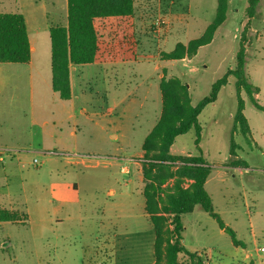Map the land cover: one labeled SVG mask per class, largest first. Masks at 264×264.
I'll list each match as a JSON object with an SVG mask.
<instances>
[{"label":"rangeland","instance_id":"rangeland-1","mask_svg":"<svg viewBox=\"0 0 264 264\" xmlns=\"http://www.w3.org/2000/svg\"><path fill=\"white\" fill-rule=\"evenodd\" d=\"M248 7V0H231L227 19L216 31L212 44L200 48L193 57L177 62H166L161 59L162 52L172 51L178 43L187 45L189 41L203 35L216 18L217 1L135 0L137 37L140 43L138 52L141 53L143 61L155 59V64L161 62L163 66L166 65V69H163V75L166 74V78L176 77L187 85L191 104L195 107L210 95L215 82L229 71L236 69L237 53L241 44L244 43L247 50L246 72L249 83L260 89L256 97L264 107V0L259 3L254 17L248 14ZM0 13H22L30 22L31 30L32 27L37 26L45 29L59 25L65 26L68 13L67 0H0ZM161 21L164 23L161 24ZM109 24L112 27L111 20ZM105 25L108 26V24L102 26L105 27ZM106 38L102 41L114 54L116 44L112 39L111 29L108 30ZM39 41L38 54L44 55L47 49L50 50V38L47 41L45 35H42ZM155 64L152 63L150 66L145 64V67L149 68L147 74L153 75ZM14 72L6 71L3 78L7 81L17 79ZM131 81L134 79L132 78ZM7 83L2 102L10 104L11 99L14 101L17 99L12 96L21 95V99H26V110L19 116L2 119V126L5 129L15 130L17 127L29 131L32 95L28 87L25 97L21 94L22 85ZM134 84L131 82L130 86ZM16 87L19 88L17 93L14 91ZM34 95L36 98L37 93L34 92ZM241 97L245 102L244 115L251 129L250 136L242 135L239 129L234 131L238 96L236 79L230 75L217 101L208 105L198 118L202 129L199 147L196 145V132L191 130L177 137L171 148L173 155L202 156L212 167L206 186L207 192L212 197L215 211L242 243V246L235 247L230 235L221 230L216 220L197 206L193 213L182 216L184 226L182 243L187 250L198 252L207 264H235L236 257L240 255H244L245 260L239 264L264 263V254L259 257L256 252L258 248L264 247V112L255 108L245 91L241 93ZM25 113L28 117L24 116ZM19 121L25 124L21 125ZM135 127L137 128L136 138L141 139L147 131V126L142 121H138ZM33 130L36 134L37 128ZM233 133L239 158L230 155ZM97 157L88 156V159L93 163L100 158L105 160V158ZM36 159L42 162V159L38 157ZM237 160L245 161L247 168H243V165L240 166L242 169L233 166L232 162ZM40 167H32L31 170L38 171ZM81 174L84 179L96 177V180L83 182L82 195L85 196L89 192L88 189L90 192H95L96 188L98 200H87L88 205L82 217L85 220V228L87 224L88 228L84 230L81 238H78L80 241V244H77L78 247L74 249V246L72 248L67 246L66 254L61 251L59 255L67 258V264L71 261H74V264H82L81 260L91 255L90 253L92 256L95 255L92 259L93 264H101L102 261H107V264H116V259L118 264H152L154 234L148 220L144 229L140 228V235L136 232L137 229L133 231L132 227L128 233H125L124 229L117 233L119 237L115 238L116 245L118 246L121 242L124 247L128 238V246L121 251L118 249L117 255L114 254L111 261L106 258L103 246L111 233L105 232L102 227L103 224L108 223L110 216L102 217L98 208H101V205L108 200L106 197L109 186L108 175L102 169H83ZM117 176L121 181L128 179L127 175L118 174ZM190 183L191 181L186 180L183 186L187 188ZM173 185L174 180H170L163 186L165 190L163 197ZM134 197L136 198L133 200L125 199L127 205L124 209L130 215L128 212L121 215V219L130 225L134 221L131 209H138V201L141 203V196ZM79 223L76 220L71 224L74 226ZM85 244H89L90 249H82L86 246ZM48 258V250L42 242L33 241L31 232L27 228L15 224L0 228V264H45L43 261L45 262Z\"/></svg>","mask_w":264,"mask_h":264},{"label":"crops","instance_id":"crops-1","mask_svg":"<svg viewBox=\"0 0 264 264\" xmlns=\"http://www.w3.org/2000/svg\"><path fill=\"white\" fill-rule=\"evenodd\" d=\"M109 21L98 22L102 40L107 39L111 28ZM26 22L32 51L30 62L16 66L11 65L12 63H0V149L8 151L4 160H0V209L25 212L29 225L0 222V228L10 224L27 228L33 241L42 242L48 250L49 258L43 263L67 264V258L59 255V252L66 254L67 246H74V249L78 247V238L88 228V224L85 228L82 217L88 205L87 200H98L96 188L95 192H90L85 187L89 192L82 195L83 182L96 180V177L84 179L81 172L83 169H102L109 179L106 192L108 200L98 210L102 217L110 216L108 223L103 224L102 228L111 233L103 246L106 258L111 261L118 249L121 251L128 246V238L124 247L121 242L118 243L119 248L115 243V238L119 237L117 233L121 230L128 233L131 227L133 231L136 228L140 235V228L144 229L146 220L153 230L146 212L143 145L162 114L160 83L166 65L163 66L161 62L155 64V59L143 61L139 52L135 61L121 60L117 53H105L103 59L92 64L71 66L72 96L69 100H62L52 87L51 40L50 50L47 49L44 55L38 54L39 40L45 35L48 41L51 27L45 29L37 26L31 30L27 18ZM103 24L108 26L103 27ZM152 63L155 66L153 75H150L147 74L149 68L145 64L150 66ZM8 70L15 71L17 79L5 80L4 73ZM132 78L134 81H131ZM7 82L22 85L21 94L25 97L28 89L32 95L29 131L17 127L15 130L5 129L2 126V119L19 116L26 110V99H21V95L12 96L17 99H11L10 104L2 102ZM131 82L135 83L132 87ZM18 90V87L14 88L16 93ZM34 92L37 93L36 98ZM24 116L28 117L26 113ZM16 121L18 120H15L17 124ZM138 121L147 126L141 139L136 138L135 126ZM19 124L25 123L19 121ZM34 128H37L36 134ZM52 152L76 154L78 157L58 158L52 156ZM129 152L132 154L128 155ZM88 156H98L105 160L99 159L93 163ZM32 167L40 169L31 170ZM118 174L127 175L128 179L121 181ZM208 181L209 178L206 186ZM135 195L139 198L141 196V203L138 201V209H131L134 221L130 225L121 219V215L128 212L124 209L127 205L125 199L133 200ZM133 206L135 207V203ZM76 220L80 223L73 226L71 223ZM85 245L82 249H90L89 244ZM90 254L80 263L93 264L95 255ZM139 259L140 252L137 255V260ZM244 260V255H240L236 257L235 264ZM115 263L118 264L117 259ZM154 263L155 260L152 264ZM69 264H74V261ZM101 264H107V261H102Z\"/></svg>","mask_w":264,"mask_h":264},{"label":"trees","instance_id":"trees-1","mask_svg":"<svg viewBox=\"0 0 264 264\" xmlns=\"http://www.w3.org/2000/svg\"><path fill=\"white\" fill-rule=\"evenodd\" d=\"M215 20L203 35L189 41L187 45L178 43L172 51L162 52L161 59L177 62L197 54L200 48L212 43L216 31L227 19L229 0H216ZM248 14L254 17L261 0H248ZM67 25L51 27L49 30L52 52V87L62 100L72 96L70 68L72 65H88L112 54L102 41L98 22L111 20L112 39L115 41L117 57L135 61L138 57L135 0H67ZM111 36V35H110ZM31 45L26 18L22 13H0V63L27 64L31 60ZM247 50L244 43L237 53V66L213 84L210 95L193 107L189 88L179 78L161 79L162 114L145 139L143 172L145 177L144 195L146 212L150 217L155 235L154 264H207L198 252H191L183 245L184 226L182 216L193 213L200 206L216 222L221 230L229 234L235 247L242 246L236 233L227 227L215 211L211 195L206 190V182L212 173L202 156H177L171 148L177 137L191 130L196 132V145L201 140L199 116L214 104L221 89L227 85L230 75L236 79L238 107L234 116L235 128L246 137L251 129L244 115L245 102L241 93L245 91L260 111L264 107L257 95L260 89L249 83L246 72ZM234 133L231 140V157H237ZM235 167L247 168L245 161H233ZM170 180L174 185L163 197V186ZM191 181L185 188L184 182ZM0 222H15L27 225L25 212L0 209ZM254 264V263H251Z\"/></svg>","mask_w":264,"mask_h":264},{"label":"built area","instance_id":"built-area-1","mask_svg":"<svg viewBox=\"0 0 264 264\" xmlns=\"http://www.w3.org/2000/svg\"><path fill=\"white\" fill-rule=\"evenodd\" d=\"M164 23L163 21H161V24ZM8 153V151L4 150V149H0V160L3 161L4 156ZM52 156L54 157H78L76 154L72 155V154H63V153H58V152H52L51 153ZM100 158V157H97ZM101 159V158H100ZM35 163H37V160H35ZM258 254L261 256L264 254V247L258 248ZM264 264V263H263Z\"/></svg>","mask_w":264,"mask_h":264}]
</instances>
